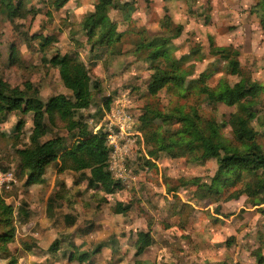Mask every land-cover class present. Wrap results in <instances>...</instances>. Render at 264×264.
<instances>
[{"label": "clouds", "instance_id": "9594fccd", "mask_svg": "<svg viewBox=\"0 0 264 264\" xmlns=\"http://www.w3.org/2000/svg\"><path fill=\"white\" fill-rule=\"evenodd\" d=\"M0 264H264V0H0Z\"/></svg>", "mask_w": 264, "mask_h": 264}]
</instances>
